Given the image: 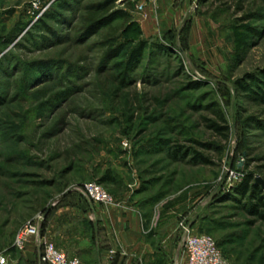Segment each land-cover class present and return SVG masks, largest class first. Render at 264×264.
<instances>
[{"label": "rangeland", "instance_id": "obj_1", "mask_svg": "<svg viewBox=\"0 0 264 264\" xmlns=\"http://www.w3.org/2000/svg\"><path fill=\"white\" fill-rule=\"evenodd\" d=\"M106 1L0 0V253L19 264L25 226L42 216L43 235L57 210L89 211L75 189L109 176L102 186L119 203L129 189L158 253L111 264H183L188 224L231 264H264V223L237 193L247 175L264 180V0H114L90 30ZM215 109L228 141L204 120ZM177 147L212 164L177 160ZM79 223L102 244L96 223Z\"/></svg>", "mask_w": 264, "mask_h": 264}, {"label": "crops", "instance_id": "obj_2", "mask_svg": "<svg viewBox=\"0 0 264 264\" xmlns=\"http://www.w3.org/2000/svg\"><path fill=\"white\" fill-rule=\"evenodd\" d=\"M110 183L112 182L107 184ZM128 190H125L126 194L116 197L122 203V208L109 209L92 204L90 210L85 213L74 207H63L57 210L54 216L49 219L42 236L70 257L82 255L87 264H111L112 259L123 258H138L146 261L155 259L158 257V253L149 243L138 213L137 202L131 199L132 193L128 194ZM85 221L96 223L98 234L104 236L101 239L102 244L98 240L91 243L86 239L79 238V234L86 233L85 229L80 231L79 222ZM180 249L183 255L180 257L184 262L186 258L182 242ZM160 251H163L162 247ZM17 252L19 264H40V249L37 239H32L24 252ZM90 252L93 256L92 261H89L88 258Z\"/></svg>", "mask_w": 264, "mask_h": 264}, {"label": "built area", "instance_id": "obj_3", "mask_svg": "<svg viewBox=\"0 0 264 264\" xmlns=\"http://www.w3.org/2000/svg\"><path fill=\"white\" fill-rule=\"evenodd\" d=\"M156 2L155 0H149ZM142 8H140L141 10ZM143 13V11H139ZM88 202L103 205L108 208H122V203L117 202L113 196L99 183L90 182L83 187L76 188ZM44 217L40 216L25 226L18 234L15 241V249L24 252L32 239L38 240L40 249V264H81L77 258H68L63 252L41 234ZM182 246L185 253L183 264H231L219 251L216 243L209 237L195 233L192 226L182 225ZM8 256L0 253V264H8ZM180 264V263H179Z\"/></svg>", "mask_w": 264, "mask_h": 264}, {"label": "trees", "instance_id": "obj_4", "mask_svg": "<svg viewBox=\"0 0 264 264\" xmlns=\"http://www.w3.org/2000/svg\"><path fill=\"white\" fill-rule=\"evenodd\" d=\"M114 0H108L102 4L95 5L91 7L89 15L85 19V26L88 27L90 30L96 31L97 28L101 25H103L105 22L109 21V18L107 17L112 11H114ZM113 19L116 18H123L127 19L129 16L127 13L123 11L116 12L112 15ZM145 45L140 44L137 49H134L130 53L129 62L128 65L132 66L134 62L142 58L143 52L145 50ZM160 50L164 51V48L159 47ZM109 57L112 58H120L121 54L119 50L113 51L108 53ZM190 88H194L197 86L196 84L190 85ZM213 114L215 116V119H205V122L207 123V127L214 132L217 136L221 137L224 141H228L229 135H230V129L226 125V120L224 118L223 113L219 109H215L213 111ZM179 147L176 149V153H174L172 156L175 159H186L187 156L190 154L192 157L190 158V163L192 165H211L212 162L209 159V157L203 155L202 153L190 149L187 154L186 150L183 152L178 151ZM113 179H110L109 176H106L103 180L99 181L98 183L101 185H106L108 182H113ZM237 193L241 195L243 198H248L249 202H251V205L249 208H246V211L251 214V216L256 217L258 220L262 221L264 223V191L261 186L257 185L255 183V179L251 175H247L245 181L239 185L237 188ZM84 200L86 203L90 206H92V203L88 202L85 198Z\"/></svg>", "mask_w": 264, "mask_h": 264}, {"label": "water", "instance_id": "obj_5", "mask_svg": "<svg viewBox=\"0 0 264 264\" xmlns=\"http://www.w3.org/2000/svg\"><path fill=\"white\" fill-rule=\"evenodd\" d=\"M256 184L257 185H261L262 186V189L264 190V180L262 178L258 177L256 179Z\"/></svg>", "mask_w": 264, "mask_h": 264}]
</instances>
